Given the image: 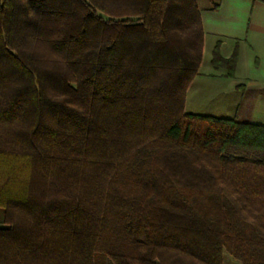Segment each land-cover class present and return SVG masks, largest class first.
<instances>
[{"label": "trees", "instance_id": "16d2710c", "mask_svg": "<svg viewBox=\"0 0 264 264\" xmlns=\"http://www.w3.org/2000/svg\"><path fill=\"white\" fill-rule=\"evenodd\" d=\"M203 50L196 0H0V264H264V126L186 111Z\"/></svg>", "mask_w": 264, "mask_h": 264}, {"label": "crops", "instance_id": "0c3cea01", "mask_svg": "<svg viewBox=\"0 0 264 264\" xmlns=\"http://www.w3.org/2000/svg\"><path fill=\"white\" fill-rule=\"evenodd\" d=\"M196 1L204 29L203 58L210 46V64L204 66L202 59L187 90L186 111L264 126V0ZM218 42L224 58L238 50L234 76L211 62Z\"/></svg>", "mask_w": 264, "mask_h": 264}, {"label": "rangeland", "instance_id": "374dc122", "mask_svg": "<svg viewBox=\"0 0 264 264\" xmlns=\"http://www.w3.org/2000/svg\"><path fill=\"white\" fill-rule=\"evenodd\" d=\"M200 4L203 5L204 3H208V0H199ZM210 49V46L208 47V50ZM206 49L205 51V56L203 58V62H204V66H207L210 64L209 62V58H210V51H208ZM2 225L0 224V227ZM223 264H242L240 261H238L237 259H235L232 255H230V253L228 252H224V256H223Z\"/></svg>", "mask_w": 264, "mask_h": 264}]
</instances>
